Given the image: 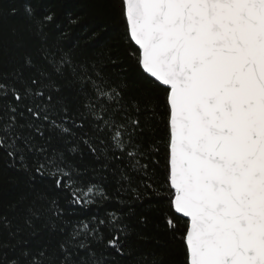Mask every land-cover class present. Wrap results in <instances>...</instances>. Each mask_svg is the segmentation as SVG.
<instances>
[{
    "label": "snow or ice",
    "instance_id": "6c2138e0",
    "mask_svg": "<svg viewBox=\"0 0 264 264\" xmlns=\"http://www.w3.org/2000/svg\"><path fill=\"white\" fill-rule=\"evenodd\" d=\"M114 5L141 94H129L123 82L112 83L102 58L79 60L63 49L48 30L53 15H38L25 5L21 27L39 46L25 51L23 63L11 73L0 75L6 117L0 125V150L30 180L50 177L57 189L69 190L72 204L88 207L95 203L91 195L97 186L87 191L75 187L72 171L63 166V151L50 148L53 136L46 132L72 144L70 154L82 144L102 172L119 175L117 194L127 182L133 203L153 194L167 199L163 224L180 240L184 264H264V0H114ZM16 11L0 7V22ZM14 46L24 48L25 41L16 40ZM107 60L118 63L114 55ZM25 111L30 119L20 124L17 115L23 118ZM161 123L163 140L156 139ZM73 129L82 135L76 138ZM36 136L44 143H36ZM161 144L165 183L157 186L149 166L154 171L159 164L155 157ZM27 153L44 157L36 161L35 176ZM125 158L129 163L121 167ZM128 167L143 175L135 187ZM99 194L111 199L102 190ZM23 204L10 203L9 210L16 213ZM126 207L119 216L108 212L106 218L78 222L51 252L47 246L38 251L18 247L28 241L17 238L26 231L37 236V221L52 233H64L63 223H56L62 210L43 209L33 201L23 206L22 217H15L22 218V225L0 214V227L9 237L0 241V264H116L104 253L98 256L92 245L104 244L121 258L132 255L125 252L131 234L125 216L132 213ZM139 221L147 223L143 216ZM102 229L112 233L106 243ZM82 235L91 239L85 242ZM136 264L147 260L141 257Z\"/></svg>",
    "mask_w": 264,
    "mask_h": 264
},
{
    "label": "trees",
    "instance_id": "16d2710c",
    "mask_svg": "<svg viewBox=\"0 0 264 264\" xmlns=\"http://www.w3.org/2000/svg\"><path fill=\"white\" fill-rule=\"evenodd\" d=\"M25 5L33 6L38 15L47 13L53 15L54 20L48 25V30L56 35L63 49L79 60L95 61L102 58L105 72L112 83L123 82L128 85L129 94H141L142 89L136 83L138 77L134 64L127 57L128 43L124 39L123 28H117L119 17L115 10L114 0H0V7L14 6L17 9L14 15H10L8 19L0 22V75L11 73L14 68L23 63L22 56L25 51L35 52L39 46L35 42V38L21 27L25 23L23 11ZM73 19L78 22L72 24L71 20ZM13 28L17 29L16 35L12 33ZM61 33L64 34L63 38H61ZM92 33H95V36L90 39ZM19 39L25 41L24 48H15L14 41ZM109 55L118 58L117 65L108 62ZM28 75V71L25 70V77ZM10 81L11 78H9ZM16 87L19 88L20 85L16 84ZM9 99L11 98L9 97ZM4 104L5 101L0 100V117H4ZM27 104H29V101H23L20 108L23 110ZM29 119L30 116L26 111L23 118L17 115V121L20 124H26ZM56 119L59 120V117H56ZM5 120L6 117L0 119V125ZM66 126L72 127L70 123ZM22 131L24 134H28L30 130L25 128ZM73 132L76 138L82 135L78 129H73ZM47 135L53 136L50 148L63 151L66 160V164L63 166L66 170L72 171L75 187L87 191L89 186H97L91 195L95 203L88 207L72 204L69 190L57 189L55 180L50 177L35 176L36 161L43 162V156L36 153L26 154V162L33 170L31 175L35 176L34 180H30L29 175L16 167H11L6 153L0 150V214L6 213L14 224L19 223L22 225V218L15 219V217H22L23 206L33 201L43 209L52 208L56 211H63L61 220H57L56 223H63L64 233L59 231L52 233L44 228L43 221H37V236H31L28 231L24 232L17 239L27 240L28 244H19L18 247L38 251L41 247L47 246L48 251L51 252L61 240L73 231L74 227L79 226L78 222L91 221L94 216L106 218L108 212H115L119 216L121 215V209L127 212L126 206L130 205L132 213L125 216V223L128 224L131 234L124 243L125 252L131 251L132 255L121 258L115 255L113 250H105L104 244L94 243L92 247L97 255L104 253L109 261L115 260L116 264H136L141 257L146 258L147 264H151L153 259H162L163 264H184V248L180 240L176 239L163 224L164 213L168 211L166 198L157 197L153 194L151 199L145 198L143 202L135 201L133 203L134 194L125 191L128 187L127 182H124V188H121L119 194H117L119 175L114 176L111 172H102L99 165L93 163V157L84 145L79 144L77 153L73 155L67 150L73 146L72 144H65L64 141L58 139L51 132H46ZM163 137L164 125L161 123L157 129L156 139L163 140ZM67 139L72 140L73 138L68 136ZM35 142L38 144L44 143L39 136L35 137ZM97 146L103 148L102 145L98 144ZM145 147H147V143H145ZM81 152H83V156H81ZM49 155L51 156V152ZM138 158L141 159L142 163L146 162L142 158ZM155 159L159 160V164L154 166V171L153 166H149V176L157 186H160L165 183L166 164V153L162 144ZM57 163H60L59 160H57ZM128 163V158H125L120 166L126 167ZM49 170L55 171L56 169L50 167ZM126 171L133 177V187L143 179L141 173L133 172L130 167L126 168ZM101 190L111 199H102L99 194ZM80 194L83 195V192ZM40 196H43L44 199H38ZM19 200H23L24 204L16 213L11 212L9 204ZM53 200L56 201V205L50 203ZM141 216L146 218L147 223H140L139 218ZM102 231L106 243L111 238L112 233L107 229H102ZM178 235L179 233L176 234V236ZM8 239L7 231L0 227V241ZM79 239L85 240V237L82 235ZM90 239L89 236L85 242ZM15 254V252H9V255Z\"/></svg>",
    "mask_w": 264,
    "mask_h": 264
}]
</instances>
